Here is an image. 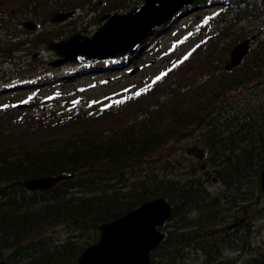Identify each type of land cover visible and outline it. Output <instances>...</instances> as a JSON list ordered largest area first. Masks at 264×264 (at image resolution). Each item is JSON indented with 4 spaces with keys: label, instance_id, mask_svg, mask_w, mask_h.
I'll return each instance as SVG.
<instances>
[{
    "label": "trees",
    "instance_id": "obj_1",
    "mask_svg": "<svg viewBox=\"0 0 264 264\" xmlns=\"http://www.w3.org/2000/svg\"><path fill=\"white\" fill-rule=\"evenodd\" d=\"M128 1L108 0L104 9ZM39 2L19 0L13 6L0 0V259L78 264L100 223L162 196L172 211L150 264H264V247L251 249L248 240L250 218L264 215V1L194 0L187 8L201 9L199 32L206 38L184 55L198 56V64L176 70L173 63L151 85L109 108L91 109H59L51 94H36L69 79L75 73L70 65L18 60L19 49L62 34L63 24L45 26L51 13L46 5L76 7ZM26 17L44 24L42 30L30 34L18 28ZM183 27L173 16L128 58L159 43L167 29L176 34ZM251 35L243 60L224 69L231 46ZM213 48L219 65L211 64L212 53L201 59V50ZM21 99L26 107L13 105ZM186 137L206 148L204 171L185 154L159 155ZM37 176L60 177L47 189L27 190L19 183ZM213 177L214 189L207 184Z\"/></svg>",
    "mask_w": 264,
    "mask_h": 264
},
{
    "label": "water",
    "instance_id": "obj_2",
    "mask_svg": "<svg viewBox=\"0 0 264 264\" xmlns=\"http://www.w3.org/2000/svg\"><path fill=\"white\" fill-rule=\"evenodd\" d=\"M193 0H144L126 14L115 11L104 24L97 27L91 37L78 33L60 41H50L62 61L88 62L95 59L118 58L131 53L145 35L162 24L168 16ZM70 12L56 13L52 21H61ZM106 17V16H105ZM34 28L31 22L24 23ZM249 48V39L234 45L225 63L226 69L237 65ZM59 62V63H60ZM50 177L25 180L29 188L48 187ZM261 189L264 191V168L260 174ZM171 214V207L163 197L149 199L123 215L100 226V239L81 253L80 264H150L149 252L158 245L163 232L157 227ZM3 264V263H2Z\"/></svg>",
    "mask_w": 264,
    "mask_h": 264
},
{
    "label": "rangeland",
    "instance_id": "obj_3",
    "mask_svg": "<svg viewBox=\"0 0 264 264\" xmlns=\"http://www.w3.org/2000/svg\"><path fill=\"white\" fill-rule=\"evenodd\" d=\"M75 1V0H73ZM83 1L82 5L77 9L75 15L71 20H68L65 27L61 28L60 31L63 34L62 37L70 35L71 33H81L83 35L91 36L97 25L102 21L99 18L103 13L112 12V9L108 8L109 5H96L98 0H92L91 2ZM143 0H129L128 3H124L118 8L120 11L127 12L133 6L142 4ZM6 4L14 5L9 0H6ZM55 10L52 5H46L45 12ZM196 11H186L180 16H176L177 22L183 19L184 30L181 33L171 35L166 33L160 37L159 43L147 51H143L136 59H128L127 56L120 58L115 64L108 65L106 59L91 61L96 67L92 70L91 74L98 76L81 78L80 81L74 80L71 82L64 83L60 87H56L57 91V102L63 103L64 106H72L76 102L79 106L92 108L96 106L105 107L111 104L116 99L121 98L124 93L128 94L133 89L146 87L154 82L157 77L167 70V66L172 65L173 62H177L178 69L185 67L187 63L198 64V56L189 58V55H184L192 47L197 45L200 41L206 38L205 34L199 32V20L202 19V14H192ZM189 16V17H187ZM191 37V38H189ZM218 38H215V42L218 43ZM218 49L213 48L212 51L201 50V59L204 60L203 54L206 52L212 53L211 64L216 62L219 65ZM39 56L42 58L50 59L54 54L50 51L44 50L41 46L37 49ZM19 60H28L30 53H26L23 50L17 52ZM35 59V57L33 58ZM109 61V60H108ZM108 65V68L102 67ZM83 65L80 66L82 68ZM129 68H136L134 73L128 71ZM81 70V69H80ZM217 70V67L214 68ZM185 70L177 71L179 78L184 80ZM193 71V70H191ZM81 76H84L83 74ZM65 94V96H62ZM124 95V96H125ZM64 100V102H62ZM199 148H203L196 138L186 137L180 141L176 140L170 143L164 150L159 152V155H170L173 153L187 154L192 156L199 163L203 162L201 158H198L196 153L199 152ZM156 156L151 157V159ZM62 228V227H61ZM256 231L252 233L251 243L252 244H264V218L258 219L255 222ZM58 230H61L60 228ZM251 230H254L252 227ZM58 232V231H57Z\"/></svg>",
    "mask_w": 264,
    "mask_h": 264
},
{
    "label": "snow or ice",
    "instance_id": "obj_4",
    "mask_svg": "<svg viewBox=\"0 0 264 264\" xmlns=\"http://www.w3.org/2000/svg\"><path fill=\"white\" fill-rule=\"evenodd\" d=\"M162 75H163V74H162ZM161 78H162V77H157V80H158V79H161ZM137 94H139V93H137Z\"/></svg>",
    "mask_w": 264,
    "mask_h": 264
},
{
    "label": "bare ground",
    "instance_id": "obj_5",
    "mask_svg": "<svg viewBox=\"0 0 264 264\" xmlns=\"http://www.w3.org/2000/svg\"><path fill=\"white\" fill-rule=\"evenodd\" d=\"M232 68H233V67H232ZM232 68H231V69H232ZM231 69H229V70H231ZM163 198H164V197H163ZM165 199H166V198H165ZM166 200H167V199H166ZM167 202H168V201H167ZM168 203H169V202H168ZM169 205H170V204H169ZM170 207H171V206H170Z\"/></svg>",
    "mask_w": 264,
    "mask_h": 264
},
{
    "label": "flooded vegetation",
    "instance_id": "obj_6",
    "mask_svg": "<svg viewBox=\"0 0 264 264\" xmlns=\"http://www.w3.org/2000/svg\"><path fill=\"white\" fill-rule=\"evenodd\" d=\"M101 2H103V1H99L98 3H101Z\"/></svg>",
    "mask_w": 264,
    "mask_h": 264
}]
</instances>
